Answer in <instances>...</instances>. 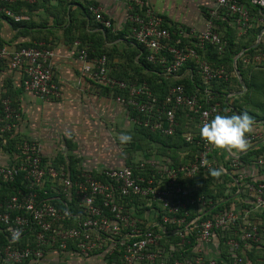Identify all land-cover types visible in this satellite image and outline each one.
<instances>
[{"label": "built area", "instance_id": "2783aa9c", "mask_svg": "<svg viewBox=\"0 0 264 264\" xmlns=\"http://www.w3.org/2000/svg\"><path fill=\"white\" fill-rule=\"evenodd\" d=\"M248 1L257 8L256 15H252L241 0H215L216 13L207 21L203 32L196 34L182 28L172 31L163 24L161 17L144 7L142 0H128L126 22L129 39L146 51V61L159 65L165 77L178 78L179 76L174 74L186 62L192 61L202 83L207 86L203 91L204 102L207 103L213 99V93L208 88L210 83L214 80L227 81L229 78L222 68L210 67L197 52V49L204 50L206 45L215 46L219 53L224 50L226 42L216 31L213 21L218 18L224 22L231 20V24L238 28L237 37L250 29L259 28L254 42L257 45L254 48L260 43L264 44V0ZM34 2L35 0H0V19L14 24L26 21L28 17L24 13L14 11V7L19 3ZM89 12L102 28L113 30L112 22L98 9L91 7ZM173 35L177 37L175 40ZM184 37L193 40L190 46H182L181 39ZM251 46L242 49L236 57L239 58L247 50L254 49ZM73 47L84 75L102 87L124 93L112 99L126 111H135L137 117H129L132 125L142 126L161 136H171L177 126L175 113L179 110H189L197 120L198 129L206 120L219 113L218 104L203 108L197 95L188 94L182 85L171 88L159 104L143 85L128 84L110 76L105 56L91 57L87 46L79 41H74ZM52 56L53 52L44 47H20L14 51L0 48V63L6 61L9 68L21 69L24 73L23 91L42 101L58 100L61 96L58 88L52 83V68L49 64ZM250 62L255 66L264 67V52L260 51L251 58L243 59L244 64ZM191 73L193 74L192 71ZM1 105L4 116L0 121L4 122L5 126L0 133L9 131L11 122L17 116L7 100L2 101ZM192 139L191 134L185 136L186 142H191ZM247 139L253 147L256 142L264 143V134L255 131L247 135ZM3 144H6L5 139ZM197 144L199 150L194 159L178 168L165 167L163 158L159 161L140 159L134 161V168L123 165L99 172L98 175L102 177L100 180L84 174L78 175L76 180H71L62 169L43 161L40 143L28 139L21 140L15 146L19 162L9 166L0 165L2 180L13 182L18 173H23L24 180L29 183L27 191L18 190L10 198L0 200V227H3L6 233V244L1 248L0 261L3 264L37 262L46 252L65 251L71 244L80 254H101L103 264L104 257L112 256L115 252L119 253L115 257L121 264H217L219 254L210 255L209 250L216 245L220 251V231H229L233 235V238H228L222 243L232 253L240 249V246L249 248L251 244L264 243V237L258 232L261 220L257 217L264 216V179H261L264 178V155L257 157L251 166L239 169V154L234 155L223 150L219 152L222 158H227L225 161L230 160L232 174H236L239 179L246 177L251 170V174L260 177H256V185H247V190L253 198L249 210H243L234 202L233 209L214 212L215 206L210 207V199L204 196L196 197L193 189L185 183L210 167L223 168L215 159L214 147L202 139ZM205 159L209 162L207 166L203 164ZM147 166L158 176H150ZM134 170L138 174L134 173ZM224 170V174H229ZM46 182L58 184L69 203L73 197L77 199L81 213L70 215L66 204L62 210L52 203L50 200H58L59 193L54 186L50 191L55 197L40 199L35 189H41ZM239 186L237 183L238 194L241 192ZM133 203H136L137 207ZM140 208L145 209L144 221L136 217ZM250 215L253 219L249 218ZM68 218L73 219L75 227L66 224ZM166 226L170 235L178 238L181 248L189 245L192 238L195 253L192 258L169 262L166 256L168 252L161 247V241L166 235ZM15 229L21 232L18 242L32 236L33 245L21 247L18 242H13L12 230ZM173 249L170 244L169 250ZM233 258L232 264L242 263V258L234 254ZM222 263L226 264L224 261Z\"/></svg>", "mask_w": 264, "mask_h": 264}, {"label": "crops", "instance_id": "0c3cea01", "mask_svg": "<svg viewBox=\"0 0 264 264\" xmlns=\"http://www.w3.org/2000/svg\"><path fill=\"white\" fill-rule=\"evenodd\" d=\"M142 2L145 8L161 17L163 24L172 31L182 28L196 34L203 32L207 21L217 11L215 0ZM91 7L98 9L112 22L113 30L106 31L94 20L89 12ZM86 11L90 17L85 16ZM127 13L128 0H35L24 13L28 19L21 25L0 19V48L14 51L20 47H44L53 52L49 61L52 83L61 94L58 100L42 101L24 92L23 71L13 70L6 61L1 62L0 108L1 102L7 100L17 115L11 122L10 137L15 144L25 139L40 143L43 161L62 169L67 176L70 173L91 176L106 169L121 167L128 161L121 154L118 137L121 133L131 136L133 125L129 115L107 94L105 87L82 73L71 43V39L79 35L78 29L89 36L95 35L93 39L100 49L115 51L114 57L108 60L110 71L117 76L124 70L130 72L129 64L121 57L124 50L134 49V45L128 41ZM67 28L71 29L69 34H65ZM138 57L135 56L134 60ZM183 76L192 78L193 74L185 69ZM1 124L4 125V122ZM256 130L264 134V127H253V132ZM1 145H4L3 141ZM157 146L155 143L154 148L150 147L151 154L156 152ZM14 150H4L0 146L1 166L19 162ZM161 157L149 155L150 160L159 161ZM223 159L227 158L223 156ZM237 195L238 191L235 197ZM234 200L241 204L239 199ZM211 253L218 255V246H212L209 250ZM0 264L3 263L0 261ZM25 264H103V257L99 253L80 254L69 247L65 251L46 252L41 260Z\"/></svg>", "mask_w": 264, "mask_h": 264}, {"label": "trees", "instance_id": "16d2710c", "mask_svg": "<svg viewBox=\"0 0 264 264\" xmlns=\"http://www.w3.org/2000/svg\"><path fill=\"white\" fill-rule=\"evenodd\" d=\"M241 3L250 10L252 15L257 14V8L255 6H252L248 0H241ZM31 5L32 4L19 3L14 7V11L20 13L21 9V13H27V9L29 10L31 8ZM85 16L90 17L88 11L85 12ZM23 22L16 25H21ZM82 22L85 24L84 16H82ZM213 22L216 26V31L226 42L224 50L219 53L215 46L206 45L204 47V50L197 49V52L200 56H202V59L210 67L215 69L222 68L229 75V78L227 81L214 80L210 83L208 88L209 91L213 93V99L209 100L207 103L204 102L203 94L204 88H206L207 86L202 83L196 66L192 61L186 62V64L182 66L176 72V74H174L175 76H179L178 78L174 76L165 77L162 75V69L159 65L151 64L146 61V51L133 40L128 41L129 43L134 45V49L129 48L128 50H124L121 53V57L124 58V61L129 64L130 72L128 70H124L117 76L110 71L109 74L110 76L118 80L125 81L128 84L143 85L144 88L151 94L152 97L156 99L159 104L163 102L165 96L171 88L177 85H182L188 94L197 95L198 101L202 104L203 108L218 104V114L233 115L247 112L254 120L253 127L258 129L260 128V126L264 127V67L255 66L251 62L247 64L243 63L244 58H251L253 55L257 54L260 51L264 52L263 43H260L254 49L247 50L242 56L237 58L236 68L245 85V91L239 95L228 97V95L233 92L241 91L239 81L234 74L233 59L242 49H248L252 44H254L256 36L259 33V28L250 29L242 36L237 37L238 28L234 24H231V20H229L228 22H224L218 18ZM107 30L109 29H106V31ZM77 31H79V35L71 39V43L74 41H79L82 45L87 46L88 53L91 57L105 56L107 60L114 57V50L113 52H108V50L106 49L99 48V45H97L96 41H94L93 39L94 37H96L95 35L89 36L87 33L83 32L84 30L81 31L80 29H78ZM70 32L71 29L67 28L65 34H69ZM81 32H83V34H81ZM172 38L175 40L177 37L173 35ZM191 41L193 40H189L185 37L182 38V46H190ZM137 55H139V57L135 61L134 58ZM187 68L191 69V71L193 72L192 78L183 76V72ZM105 90L111 97H115L116 95H124L123 92H120L118 90L113 91L106 87ZM127 113L129 117H137V114L132 109H128ZM3 116V109L1 106V120L3 119ZM175 120L177 126L171 136H161L157 133L150 132L148 129L143 128L142 126L133 125L130 134L131 137L134 138V140L138 139L139 142L145 141L148 145H150V147L153 148L155 143L158 145L156 152L153 154H151V151L149 153V150H151L152 148H148L146 152H143V156L145 159H149V155H153L154 157L162 156L161 159L163 158L165 167L167 166L168 168H178V166L194 159L196 152L199 150V145L197 143L201 140L199 129L197 127V120L195 116H193V114L187 109L177 111L175 113ZM1 123L0 127L3 126V124ZM188 134L192 135L193 139L191 142L185 141V136ZM10 135L11 134L9 133V131H5L0 134V136H2V138H0V146L4 150H13L17 145L15 144V140L12 139ZM3 139H5L6 144L2 146L1 144ZM138 141H133L134 143H131L130 145L136 147V144H139ZM258 143H254L253 147L250 146L245 152L240 153V164H238L239 169L244 166H251V164L257 157L264 155V143H261L260 141ZM220 151L221 150L219 149H214L213 153L215 159L218 161L219 165L223 166V168L229 172V174L223 173L219 178H214L209 174L208 169L206 171L199 172L193 178L186 180L185 183L193 189L194 195L196 197L204 196L210 199V207L215 206L214 212H225L233 209L235 202L234 199L240 200V206L243 210H249L252 206L253 198L247 190V185H256V177L260 176L257 174H251V170V172L247 174L246 177L239 179L236 174H232L233 169L230 166V160L228 159V161H225L221 157V155H219ZM125 165L132 166V168H134L135 166L133 160L127 161ZM147 168L148 174L150 176H158L155 171L150 169L148 166ZM134 173L138 174L136 170H134ZM78 175L79 174L76 175L70 173L69 178L71 180H76ZM91 176L96 180L102 179V177L98 174H92ZM237 183H239L240 185L239 189L241 192L236 197H234L237 191ZM52 186H54L59 191L58 200H50L52 203H54L62 210H64V204H66L70 215L74 216L81 213L80 208H78L77 199L72 196V201L69 203L64 194L61 192V187L58 184L53 185L50 182H46L41 189H35L38 197L40 199H49L55 197V195L50 191ZM28 187L29 183L28 181L24 180L23 173H18L13 182L4 181L0 177V200L10 198V196L14 195L18 190L27 191ZM133 204L135 205V207H137L136 203ZM156 209L157 211L161 212V210H159L158 208ZM144 211V208H140L136 213V217L138 219H141L142 221L145 220L143 217ZM158 217L160 218V215ZM192 217L193 214L190 215V218ZM257 217H259V219L261 220L260 225H258L259 235H262L264 237V216ZM249 218L253 219V216L250 215ZM66 224L69 227L76 226L72 218H68L66 220ZM167 228L168 227L166 226V235L161 241V247L165 252H168L166 256L168 257L169 262L172 263L175 260L180 261L182 260V258H192L195 255L193 250L194 246L192 238H190V240L188 238V240L190 241L189 245L181 248L179 246L178 238L171 236ZM5 234L6 233L4 232V228L0 227V252L1 248L6 244ZM228 238H233L231 232H219L218 239L221 245L217 264H223V261L226 264H232V261L234 259L233 254L236 257L242 258L241 264H264V243L259 245L251 244V247L249 248H243L242 246H240V249L235 250V252L232 253L226 245L222 244L223 241ZM32 239V236H30L29 238H24L22 240V243L19 244L21 247L32 246ZM170 244L173 245V250H169ZM68 246L73 247L71 244H69ZM118 255L119 253L115 252V254L112 256L104 257L105 264H121L120 260L115 257Z\"/></svg>", "mask_w": 264, "mask_h": 264}, {"label": "clouds", "instance_id": "9594fccd", "mask_svg": "<svg viewBox=\"0 0 264 264\" xmlns=\"http://www.w3.org/2000/svg\"><path fill=\"white\" fill-rule=\"evenodd\" d=\"M253 124L254 120L247 112L233 115L216 114L200 126L199 135L216 149L230 154L242 153L250 146L247 135L253 131ZM118 139L122 144L131 142V136L125 133H121ZM208 163L207 159L203 161L205 166ZM224 171L222 167L209 168V174L214 178H219ZM20 235L19 229L12 230V241L18 242Z\"/></svg>", "mask_w": 264, "mask_h": 264}, {"label": "rangeland", "instance_id": "374dc122", "mask_svg": "<svg viewBox=\"0 0 264 264\" xmlns=\"http://www.w3.org/2000/svg\"><path fill=\"white\" fill-rule=\"evenodd\" d=\"M4 126L5 124L2 126V129ZM133 141H138V139L134 140V138L131 137V142L125 144H122L120 141L118 142V144L120 145V149L122 150L121 154L124 156L126 161H138L140 159H145L143 156V152H146L148 148L150 149V145H148L145 141H138L139 144H136V147H134L130 145L131 143H134ZM150 151L151 150H149V153Z\"/></svg>", "mask_w": 264, "mask_h": 264}, {"label": "water", "instance_id": "95a60500", "mask_svg": "<svg viewBox=\"0 0 264 264\" xmlns=\"http://www.w3.org/2000/svg\"><path fill=\"white\" fill-rule=\"evenodd\" d=\"M256 45L257 44L255 43L253 46H251V48H254ZM236 59H237V57L234 58V60H233V67H234L235 75H236V77H237V79L239 81V84L241 86V91L240 92L231 93L229 96H236V95H239V94H241V93H243L245 91V85L243 83V80H242L237 68H236Z\"/></svg>", "mask_w": 264, "mask_h": 264}]
</instances>
